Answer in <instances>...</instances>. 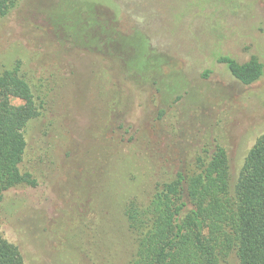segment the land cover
Returning <instances> with one entry per match:
<instances>
[{
	"label": "rangeland",
	"instance_id": "374dc122",
	"mask_svg": "<svg viewBox=\"0 0 264 264\" xmlns=\"http://www.w3.org/2000/svg\"><path fill=\"white\" fill-rule=\"evenodd\" d=\"M67 1L18 0L0 19V71L20 60L45 101L26 131L24 165L38 185L7 191L0 229L25 264H129L124 205L152 191L155 162L208 130L227 147L234 184L264 133V72L244 84L219 61L257 56L264 64V0H105L113 8L96 5L100 18L126 36L117 60L67 40L55 22ZM140 36L151 48L137 50ZM155 52L169 61L164 74L185 80L160 119L156 84L127 71L132 62L133 72L156 65ZM238 263L234 252L222 262Z\"/></svg>",
	"mask_w": 264,
	"mask_h": 264
},
{
	"label": "trees",
	"instance_id": "16d2710c",
	"mask_svg": "<svg viewBox=\"0 0 264 264\" xmlns=\"http://www.w3.org/2000/svg\"><path fill=\"white\" fill-rule=\"evenodd\" d=\"M103 1L69 0L55 22L74 46L101 55L107 52L117 60L122 55L115 46L126 36L111 20L100 18L96 5L113 8ZM17 3L0 0V19ZM115 15L114 21L119 18ZM140 38L137 50L151 48L146 36ZM153 58L157 59L153 67L139 66L133 72L132 62L127 71L135 76L145 72L144 80L156 84L162 95L160 119L166 115L165 106L181 99L185 80L174 71L163 73L161 66L169 61L162 54ZM219 61L244 84L255 82L264 72L257 56L241 62L221 55ZM158 75L163 78L158 80ZM44 103L41 89L23 72L20 60L0 71V201L13 188L38 185L34 172L24 165L26 131L41 115ZM199 131L197 145H185L166 164L152 165L153 189L146 199L133 196L125 202L123 214L134 241L129 264H222L233 252L238 264H264V133L249 150L233 184L224 142L208 130ZM0 264H25L21 248L1 229Z\"/></svg>",
	"mask_w": 264,
	"mask_h": 264
}]
</instances>
